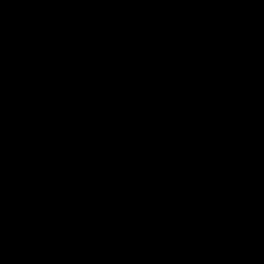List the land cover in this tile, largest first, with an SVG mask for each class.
<instances>
[{
    "label": "water",
    "instance_id": "1",
    "mask_svg": "<svg viewBox=\"0 0 264 264\" xmlns=\"http://www.w3.org/2000/svg\"><path fill=\"white\" fill-rule=\"evenodd\" d=\"M0 264H264V0H0Z\"/></svg>",
    "mask_w": 264,
    "mask_h": 264
}]
</instances>
